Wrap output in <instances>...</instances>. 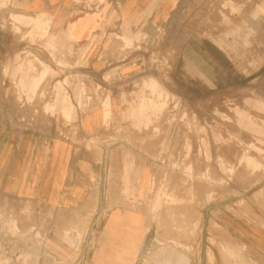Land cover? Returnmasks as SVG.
I'll return each mask as SVG.
<instances>
[{
    "label": "rangeland",
    "instance_id": "obj_1",
    "mask_svg": "<svg viewBox=\"0 0 264 264\" xmlns=\"http://www.w3.org/2000/svg\"><path fill=\"white\" fill-rule=\"evenodd\" d=\"M262 1L195 0L164 25H113L102 68L86 64L100 37L69 46L50 30L49 15L45 34L12 20L14 13L38 12L1 4L3 120L80 144L92 160L101 155L104 173L90 178L97 202L134 209L146 225L134 258L114 263L261 264L221 221L232 216L264 227V13H256ZM159 93L162 106L151 100L148 118L131 114L140 95ZM89 113L101 119L96 135L81 126Z\"/></svg>",
    "mask_w": 264,
    "mask_h": 264
},
{
    "label": "crops",
    "instance_id": "obj_2",
    "mask_svg": "<svg viewBox=\"0 0 264 264\" xmlns=\"http://www.w3.org/2000/svg\"><path fill=\"white\" fill-rule=\"evenodd\" d=\"M193 1L0 0V6L10 2L22 11L38 12L36 18L14 13L12 20L16 25H35L45 34L48 29L45 16L50 15V30L60 32L69 46L83 47L95 36L100 37L102 44L88 49L86 64L102 68L101 63L108 62L103 55L112 40L105 39L111 36L109 27L145 21L164 25L181 6ZM80 4L83 9L85 4L92 7L91 11L78 10ZM97 7L100 8L92 11ZM261 12L264 13V1L256 9V13ZM95 13L99 16L92 17ZM52 40L50 45L54 48ZM103 42L108 46L103 47ZM150 82L144 81L143 88L149 87ZM158 97L161 98V93L157 97L140 95L131 106V114L142 119L145 114L148 118L151 100L158 102V108L162 106L164 97ZM1 100L0 93V264H117L113 261L133 259L135 238L144 240L141 229L146 225L139 223L141 216L136 217L134 209L127 206L105 209L97 202L99 194L91 188L90 178L100 180L104 173L101 155L96 154L99 161L92 160L80 144L7 127ZM140 101L141 114L135 113ZM60 102L68 104L63 98ZM98 120V113L80 118L81 126L93 128L95 135L102 130L101 119ZM99 146L102 151V145ZM144 183L142 179V188ZM258 193L264 197L263 192ZM211 197L209 193L206 201ZM221 222L254 249L257 261L264 264V227L232 216Z\"/></svg>",
    "mask_w": 264,
    "mask_h": 264
},
{
    "label": "bare ground",
    "instance_id": "obj_3",
    "mask_svg": "<svg viewBox=\"0 0 264 264\" xmlns=\"http://www.w3.org/2000/svg\"><path fill=\"white\" fill-rule=\"evenodd\" d=\"M43 16H44V15H43ZM49 17H50V15H49ZM46 20H47V19H46ZM49 25H50V24H49ZM56 46H57V45H56ZM54 48H55V47H54ZM33 85H34V84H33ZM33 85H32V86H33ZM142 107H143V105H142ZM144 107H145V106H144ZM138 110H139V109H138ZM139 111H140V110H139ZM139 111H138V112H139ZM179 251H180V250H179ZM179 253H180V252H179ZM171 255H172V254H171ZM177 255H178V254H177ZM162 257H163V256H162ZM171 257H172V256H171ZM175 258H176V257H175ZM162 259H163V258H162ZM178 263H179V262H178ZM180 263H181V262H180Z\"/></svg>",
    "mask_w": 264,
    "mask_h": 264
}]
</instances>
